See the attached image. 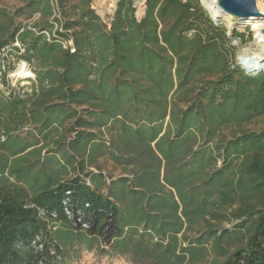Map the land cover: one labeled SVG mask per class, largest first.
Returning <instances> with one entry per match:
<instances>
[{"label": "trees", "instance_id": "obj_1", "mask_svg": "<svg viewBox=\"0 0 264 264\" xmlns=\"http://www.w3.org/2000/svg\"><path fill=\"white\" fill-rule=\"evenodd\" d=\"M16 1L0 76L36 79L0 90V264H264V72L199 1L120 0L110 27L93 0Z\"/></svg>", "mask_w": 264, "mask_h": 264}, {"label": "rangeland", "instance_id": "obj_2", "mask_svg": "<svg viewBox=\"0 0 264 264\" xmlns=\"http://www.w3.org/2000/svg\"><path fill=\"white\" fill-rule=\"evenodd\" d=\"M120 0H93V8L96 10L97 14L102 18L105 24L110 27L113 20L115 11L117 9V4ZM146 1L147 0H134V6L136 8V17L138 20H141L146 12ZM186 1V0H184ZM199 3L201 4L200 0ZM257 7L260 10H264V0H256ZM16 0H0V9H5L9 12H13L17 6ZM202 6V5H201ZM262 13V12H261ZM218 26L223 27L227 31V36L230 40L228 48L231 52V55L234 57L233 64L234 66H239L237 58L245 52L246 49H249L253 45H256L258 41L257 34L253 30L252 23L246 25L245 27L237 26L232 32L229 28L227 18L220 20ZM23 50L19 53L22 55ZM5 56H8L6 52ZM6 76L1 78L0 76V90L6 95L10 96L13 92H22L31 91L33 82L36 79L33 67L22 59H18L14 56L11 58V64L9 67L5 68ZM264 126V120L257 121L254 125L249 126V129H259ZM30 128L24 129V132L29 131ZM45 155V152H44ZM103 166L106 172L112 171L110 164L103 162ZM114 175L119 174L118 171H113ZM232 227V225H228ZM61 264V263H56ZM66 264H130L124 258L118 259H107L101 258L94 252H82L79 257L68 259Z\"/></svg>", "mask_w": 264, "mask_h": 264}, {"label": "bare ground", "instance_id": "obj_3", "mask_svg": "<svg viewBox=\"0 0 264 264\" xmlns=\"http://www.w3.org/2000/svg\"><path fill=\"white\" fill-rule=\"evenodd\" d=\"M205 8L211 13L216 20H224L227 18L229 28L231 32L239 25L246 26L250 23L253 26V30L257 34L258 41L256 45H253L249 49H246L243 54L239 56L244 61L247 60L249 63H244L243 67L246 69H253L255 66H262L264 68V18H250V19H236L226 13H224L217 5V0H201ZM257 4V2H256ZM264 14V10H261ZM220 23V22H219Z\"/></svg>", "mask_w": 264, "mask_h": 264}, {"label": "water", "instance_id": "obj_4", "mask_svg": "<svg viewBox=\"0 0 264 264\" xmlns=\"http://www.w3.org/2000/svg\"><path fill=\"white\" fill-rule=\"evenodd\" d=\"M201 5L205 8L202 2ZM217 5L224 13L236 19L264 18V14L257 7L256 0H217ZM205 10L210 14L214 23L218 24L220 20H216L206 8ZM262 32L264 34V30ZM237 61L248 75L256 76L264 72L262 66L258 65L253 69H246L243 64H248L249 61H244L242 58H237Z\"/></svg>", "mask_w": 264, "mask_h": 264}, {"label": "built area", "instance_id": "obj_5", "mask_svg": "<svg viewBox=\"0 0 264 264\" xmlns=\"http://www.w3.org/2000/svg\"><path fill=\"white\" fill-rule=\"evenodd\" d=\"M67 215H68L69 218H72V215H71V213L69 211H67ZM83 227L84 228H88L87 225H84Z\"/></svg>", "mask_w": 264, "mask_h": 264}]
</instances>
